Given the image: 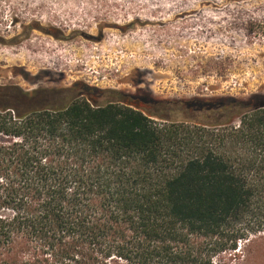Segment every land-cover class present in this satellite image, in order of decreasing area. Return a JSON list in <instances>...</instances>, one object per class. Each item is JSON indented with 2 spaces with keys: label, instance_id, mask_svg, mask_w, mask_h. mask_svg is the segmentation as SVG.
I'll use <instances>...</instances> for the list:
<instances>
[{
  "label": "trees",
  "instance_id": "1",
  "mask_svg": "<svg viewBox=\"0 0 264 264\" xmlns=\"http://www.w3.org/2000/svg\"><path fill=\"white\" fill-rule=\"evenodd\" d=\"M92 89L0 84V264L241 261L264 235V95L147 114Z\"/></svg>",
  "mask_w": 264,
  "mask_h": 264
},
{
  "label": "rangeland",
  "instance_id": "2",
  "mask_svg": "<svg viewBox=\"0 0 264 264\" xmlns=\"http://www.w3.org/2000/svg\"><path fill=\"white\" fill-rule=\"evenodd\" d=\"M76 82L147 114L155 101L264 95V0H0V84ZM262 236L227 264H264Z\"/></svg>",
  "mask_w": 264,
  "mask_h": 264
}]
</instances>
